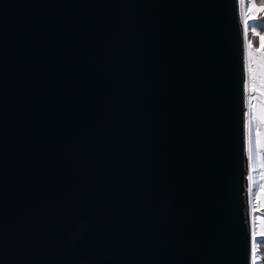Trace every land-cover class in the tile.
I'll return each mask as SVG.
<instances>
[{
  "label": "water",
  "instance_id": "1",
  "mask_svg": "<svg viewBox=\"0 0 264 264\" xmlns=\"http://www.w3.org/2000/svg\"><path fill=\"white\" fill-rule=\"evenodd\" d=\"M243 12L0 0V264H253Z\"/></svg>",
  "mask_w": 264,
  "mask_h": 264
},
{
  "label": "rangeland",
  "instance_id": "2",
  "mask_svg": "<svg viewBox=\"0 0 264 264\" xmlns=\"http://www.w3.org/2000/svg\"><path fill=\"white\" fill-rule=\"evenodd\" d=\"M253 4H255L257 8H259V6L254 2V0H243L245 35H246V26H248V21L250 20L249 17L258 18L260 16L259 15L260 12H257L253 9L252 7ZM246 44H247V40H246ZM249 46L247 44L248 64L250 65L251 63H255V65L257 66L258 75L260 77L259 69H261V66L263 65L262 63L263 60L261 61V57H262L261 50L264 49V41H262L261 39V44L258 47H254L251 44ZM258 89L261 92L259 101H261L264 105V100L262 98L264 94V86H262V82L258 84ZM255 94L256 92L250 93L249 99L252 96L254 98ZM249 124L251 128V146H252V154L250 159V186H251V212H252L251 230H252V243H253L254 231H256V229L264 230V216H262L259 213H255L256 210L262 209L264 207V165L262 164L261 161L262 150H264V127L261 128L257 126L258 130L256 131L255 130L256 128L254 127L250 119H249ZM252 262L253 264H255L254 259Z\"/></svg>",
  "mask_w": 264,
  "mask_h": 264
},
{
  "label": "trees",
  "instance_id": "3",
  "mask_svg": "<svg viewBox=\"0 0 264 264\" xmlns=\"http://www.w3.org/2000/svg\"><path fill=\"white\" fill-rule=\"evenodd\" d=\"M254 2L259 7L261 4H264V0H254ZM259 15L258 18L250 19L248 21V26H246V40L248 46L251 44L254 47H258L261 44V37L264 36V12H260ZM261 161L264 165V150H262ZM255 213L264 216V207L256 210ZM253 259L255 264H264V230L256 229V231H254Z\"/></svg>",
  "mask_w": 264,
  "mask_h": 264
},
{
  "label": "snow or ice",
  "instance_id": "4",
  "mask_svg": "<svg viewBox=\"0 0 264 264\" xmlns=\"http://www.w3.org/2000/svg\"><path fill=\"white\" fill-rule=\"evenodd\" d=\"M252 7L257 12H264V4H261V6L259 8H257L256 5L253 4ZM249 18L255 19V17H249ZM261 39H262V41H264V37H262ZM261 56H262V58H264V49L261 50ZM244 67H245V71L248 75V78L250 79L252 77V68L250 67V65L247 62V54L245 55ZM261 82H262V86H264V70H262V73H261ZM243 87H244L245 92H247L249 90V84H248L247 80H245ZM244 115H245V117H247L248 114L244 113ZM261 120L264 121V113L261 114ZM244 129H245V150L248 154L249 159H251V154H252L251 128H250V124L247 120H245Z\"/></svg>",
  "mask_w": 264,
  "mask_h": 264
},
{
  "label": "crops",
  "instance_id": "5",
  "mask_svg": "<svg viewBox=\"0 0 264 264\" xmlns=\"http://www.w3.org/2000/svg\"><path fill=\"white\" fill-rule=\"evenodd\" d=\"M263 60V61H262ZM261 61L263 63V65L261 66V69H259L260 71V77L258 75L259 78V83L261 82V73L262 70H264V58L262 59L261 57ZM251 64H255V63H251ZM258 74V71H257ZM258 83V84H259ZM258 88V87H257ZM259 91V89H257ZM261 92L259 91L258 93L255 94V97L253 98V96L249 99V107H250V112H249V119L250 121L253 123L254 127L256 128L255 130L257 131L259 127H264V121L261 120V114L264 113V105L261 101H259V97H260ZM263 100H264V94L262 96Z\"/></svg>",
  "mask_w": 264,
  "mask_h": 264
},
{
  "label": "built area",
  "instance_id": "6",
  "mask_svg": "<svg viewBox=\"0 0 264 264\" xmlns=\"http://www.w3.org/2000/svg\"><path fill=\"white\" fill-rule=\"evenodd\" d=\"M250 67L252 68V77L249 79L247 75V81L249 84V90L255 91L259 83V78L257 74V66L255 64H250Z\"/></svg>",
  "mask_w": 264,
  "mask_h": 264
},
{
  "label": "bare ground",
  "instance_id": "7",
  "mask_svg": "<svg viewBox=\"0 0 264 264\" xmlns=\"http://www.w3.org/2000/svg\"><path fill=\"white\" fill-rule=\"evenodd\" d=\"M246 75H247V73H246Z\"/></svg>",
  "mask_w": 264,
  "mask_h": 264
}]
</instances>
